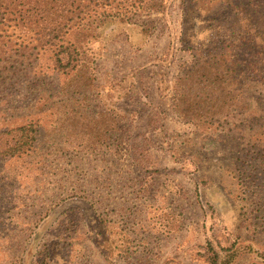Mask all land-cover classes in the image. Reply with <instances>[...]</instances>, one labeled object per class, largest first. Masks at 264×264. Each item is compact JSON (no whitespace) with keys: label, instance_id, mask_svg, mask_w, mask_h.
Segmentation results:
<instances>
[{"label":"rangeland","instance_id":"rangeland-1","mask_svg":"<svg viewBox=\"0 0 264 264\" xmlns=\"http://www.w3.org/2000/svg\"><path fill=\"white\" fill-rule=\"evenodd\" d=\"M164 1L167 4L164 15L154 14L142 18L154 21V31L141 49L131 50L124 43L105 44L104 41H92L86 47L85 62L92 61L103 47L101 58L94 61V83L102 90L106 89L110 80L131 70L144 75L136 86L129 89L126 99L117 105L124 113L134 116L132 122L119 126L111 142L116 149L108 160L114 162L117 170L121 169V178L111 176L110 171H95L80 178L76 172L82 171V168L77 164V170H73L71 178L56 183L57 191L52 197L47 192H37L41 180L33 168L30 169L32 172H24L20 170V159H1L0 264H21L19 260L23 256V264H32L34 254L47 243V254L54 264H105L89 242L81 241L82 236L65 238L59 228L56 235L44 234L46 228L42 227L51 221L44 217L45 222L39 223L43 213L49 214L51 211L54 217L56 214L60 216L66 207L64 203H56L55 199L65 198L74 190L78 194L84 192L80 195L91 200L100 199L102 210H111L123 217L125 235L117 239L118 247L120 250L126 245L129 250L116 264H204V248L207 244L214 250L225 248L232 252L234 264H264V135L257 136L262 131L260 129L253 133L250 117L237 113L221 115L214 123L209 122L211 126L208 123L209 126L206 125L209 117L197 125V121L185 123L173 113L171 92L161 96L157 90L156 67H163L161 71L167 79L189 67L193 59L191 52L185 51L184 45L196 49L198 45V49L203 50L207 46V32L197 33V18L196 21L192 18L197 15V11L190 12L189 19L193 21L185 24L188 30L181 43L180 1ZM215 5L214 8L218 7ZM202 8L200 4L199 19L204 16ZM3 30L0 37V44L4 45H0V72L4 66L1 59L7 58V54L13 55L15 59L22 53L19 45L27 51L36 43L29 40L32 32L27 27L11 23ZM15 50L17 53H13ZM49 50L46 46L38 50L37 63L47 73L39 95L47 101L45 103H54L56 99L61 104L68 97L64 96L66 91L63 88L54 91L52 84H48L51 73ZM34 53L33 50L31 54ZM22 55V58H18L21 61L25 60L27 53ZM17 76L19 73L13 79ZM55 76H59V82L64 79L59 73ZM54 81L57 82L56 79ZM10 84L12 82H0V89ZM10 88L13 90L10 100L7 97L5 99L10 101L9 105L0 104V113H4L0 125L7 122L23 123L26 118V110L18 108L12 116L23 117L6 120V116L11 115L8 110L10 105L16 106L21 102L18 105L24 106L28 103V97L19 99L23 90L19 93L18 87ZM28 93H32L31 98L34 97L33 92ZM93 103L98 106L94 100ZM150 109L160 113L158 131L148 134L147 140L133 138L129 141L131 136L143 135L150 130ZM61 110L65 109L59 108L56 114L61 113ZM39 118L42 126H46V121L50 119L49 112L40 114ZM57 126L64 129L60 136L53 129L49 130L54 137L58 135L57 139L64 143L63 147L69 144L82 145L85 141L80 120L73 119ZM242 129L248 134H244ZM127 144L136 148L132 150L133 154L127 153ZM141 146L148 155L142 150L140 156L136 155ZM116 150L119 152L116 153ZM133 162L138 166L153 162L158 170L148 179L145 171H141ZM61 174L58 173V180ZM105 174L108 177H104ZM1 177H5V181ZM89 178L91 184L87 186ZM99 181L104 186L98 184ZM163 181L181 187V195L166 196L167 192L164 194L161 189ZM92 183L95 187H92ZM98 185L101 190L95 192ZM32 190L33 194L30 193ZM23 195L30 198L25 199ZM29 215H32L31 221L26 226L22 219ZM172 225L174 229H170ZM7 232L11 234L7 236ZM29 232L35 234L29 237ZM84 232L85 229L80 227L79 233ZM69 242H74V245H66ZM78 242L84 243L83 249L78 246ZM25 244L28 245L23 251Z\"/></svg>","mask_w":264,"mask_h":264},{"label":"trees","instance_id":"trees-1","mask_svg":"<svg viewBox=\"0 0 264 264\" xmlns=\"http://www.w3.org/2000/svg\"><path fill=\"white\" fill-rule=\"evenodd\" d=\"M179 1V41L182 43L185 31L188 30L185 24L188 25L197 18V33L207 32V46L200 50L198 45L196 49L183 44L185 51L191 52L193 64L181 69L174 77H168L169 79L161 71L163 67L157 65L155 76L159 94L163 96L171 92L173 113L185 123L197 121L198 125L201 120L209 117L206 125L211 126L209 122L214 123L221 115L237 113L246 118L250 117V129L253 133L260 129L262 131H259L257 136L264 135V0ZM200 4L204 13L202 19H199L198 14L201 10ZM214 5L218 7L214 8ZM166 7L164 0H0V37L3 29L13 23L27 27L29 32H32L29 40L36 42L27 51L24 46L19 45L22 53L15 59L9 54L7 58L1 59L4 66L1 67L0 82L8 81L12 84L0 89V104L9 105L10 101L5 99L11 97L13 90L11 91L10 87L13 86L18 87L17 92L23 90L19 99L28 97V103L24 106L18 105L21 102L16 106L10 105L8 110L11 115L6 116V120L20 119L23 116H12V113L18 108L25 109L26 118L23 123L7 122L0 125V160L20 159V170L24 172H30L33 168L41 180L40 189L37 190L39 194L47 192L53 197L57 191L56 183L63 180L66 182L71 178L73 170H77V164L82 168L81 173L76 172L80 178L95 171H110L111 176L121 178V169L118 167L120 170H117L114 162L108 160L115 154L116 149L111 142L119 126L132 122L134 116L124 113L117 105L126 99L129 89L136 86L137 81L142 80L144 75L140 71L131 70L110 80L106 89L102 90L94 83V61L101 58L103 47L101 52L93 56L92 61L85 62L88 50L86 47L92 41H104L105 44L124 43L131 50L141 49L154 31V21L142 18L154 14L164 15ZM196 11L197 15L189 19L190 12ZM0 45L4 47L3 44ZM45 46L50 49L51 58L48 84H52L54 91L63 88L62 90L66 91L64 96L68 97L61 104L56 99L54 103H45L47 101L39 95L47 73L46 69L37 63V55L38 50ZM33 50L35 53L31 54ZM24 52L27 55L25 60L21 61L18 58H22ZM13 53H17L16 50ZM17 73L19 76L13 79ZM56 73L64 77L63 81L59 82ZM28 92H33L34 97L31 98L32 93ZM93 100L98 106L94 105ZM59 108L65 110L56 114ZM47 112L50 119L46 121V126H42L39 115ZM3 114L1 111L0 118ZM73 119L80 120L85 141L82 145L69 144L63 147L64 143L57 139L58 135L54 137L49 128L60 136L64 129L55 125ZM160 122V113L150 109V130L143 135L131 136L129 141L133 138L147 140L148 134L158 131L157 125ZM242 130L244 134H248L246 130ZM262 147L264 148V145ZM143 148H139L137 156L141 155V150L148 155L147 150ZM133 149L136 148L127 144V153L133 154ZM118 152L116 150V153ZM63 162L65 164L61 165ZM133 163L138 166L136 162ZM138 168L145 171L148 179L158 170L153 162L139 165ZM59 172L62 174L58 180ZM104 177L108 175L105 174ZM1 179L5 181V177ZM88 180L87 186L91 184L90 178ZM98 184L104 186L100 181ZM100 185L96 186L95 192L101 190ZM92 187H95L94 183ZM161 189L164 194L167 192L166 196H180L182 191L177 184L168 181L162 182ZM30 193L33 194L34 191ZM82 193L84 192L80 191V194ZM80 194L74 190L65 198L55 199L56 203H64L66 208L58 217L57 214L54 217L51 211L40 216V224L45 222L44 217L51 221L42 227L46 228L44 234L56 235L59 228L65 238L80 235L81 241L89 242L105 264H116L129 250L126 245L120 250L118 247L117 239L125 235L123 217L115 215L111 210H102L100 199L91 200ZM23 198L30 197L23 195ZM31 217L32 215L24 217L23 224L27 226ZM80 227L85 229L84 233H79ZM33 233L29 232L28 236L32 237L35 234ZM6 234L9 236L11 233ZM47 244L34 254L32 264H54L47 254ZM70 244L74 245V242L66 245ZM27 245L25 244L23 251ZM78 246L83 249L84 243L78 242ZM204 252V264H234L233 253L225 248L214 250L207 244ZM23 257L19 260L21 264L24 262Z\"/></svg>","mask_w":264,"mask_h":264}]
</instances>
